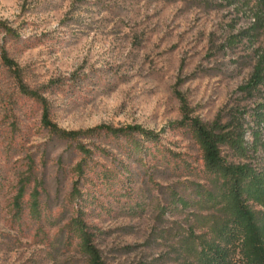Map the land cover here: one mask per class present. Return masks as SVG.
Masks as SVG:
<instances>
[{
	"label": "rangeland",
	"instance_id": "374dc122",
	"mask_svg": "<svg viewBox=\"0 0 264 264\" xmlns=\"http://www.w3.org/2000/svg\"><path fill=\"white\" fill-rule=\"evenodd\" d=\"M258 49L264 0H0V264H86L66 229L79 214L106 264H206L230 249L224 183L204 172L189 131L170 124L181 120L179 96L205 123L253 108L239 88ZM19 84L47 100L61 129L164 134L82 138L84 156L43 127L42 103ZM254 209L263 227L264 207Z\"/></svg>",
	"mask_w": 264,
	"mask_h": 264
},
{
	"label": "trees",
	"instance_id": "16d2710c",
	"mask_svg": "<svg viewBox=\"0 0 264 264\" xmlns=\"http://www.w3.org/2000/svg\"><path fill=\"white\" fill-rule=\"evenodd\" d=\"M260 19V18H259ZM246 34H244L243 37ZM250 39L251 36H248ZM236 42V41H235ZM234 42H231V44ZM17 81L20 83V72L10 60L4 61ZM26 96L38 100L43 105L42 125L52 135L59 139L70 141L84 156L91 155V151L81 144L80 139L99 136L102 133L115 138H132L138 135L145 142L157 143L164 130L156 133L146 130L140 125L114 128L102 125L86 131H67L61 129L50 118L47 100L37 92L19 84ZM239 91L249 99H255L254 106L247 110L232 111L226 122L218 116L212 123H205L194 117L188 104L182 96L181 120L170 124L171 129H187L198 145L204 172L224 183L225 193L223 205L229 217L231 230L230 249L213 250L209 253L206 264H264V226L257 225L258 213L254 207H264V51L255 50V64L252 74ZM250 113V120L246 115ZM251 140H249V138ZM135 152L139 146L135 143ZM78 175L84 170L79 166ZM31 180L21 182L16 196L19 213L22 212V199ZM42 183L35 182V187L29 196L28 207L31 217H40ZM79 199L80 192L73 194ZM179 203L185 204L184 200ZM73 218L66 226L69 235L78 240V250L85 258L86 264H106L101 251L95 244L94 233L82 219ZM237 242V244H236ZM239 250V255L234 256Z\"/></svg>",
	"mask_w": 264,
	"mask_h": 264
}]
</instances>
